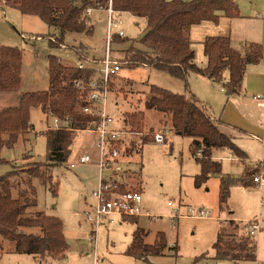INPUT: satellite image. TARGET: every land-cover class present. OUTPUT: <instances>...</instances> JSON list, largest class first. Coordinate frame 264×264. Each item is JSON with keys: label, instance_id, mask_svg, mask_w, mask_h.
<instances>
[{"label": "rangeland", "instance_id": "374dc122", "mask_svg": "<svg viewBox=\"0 0 264 264\" xmlns=\"http://www.w3.org/2000/svg\"><path fill=\"white\" fill-rule=\"evenodd\" d=\"M235 3L241 16L249 21L241 23L235 20L230 23L222 16L218 24L209 23L207 27L195 31L192 41L199 66L205 65L206 61L202 41L207 30L215 34L231 33L233 44L240 45L244 30L253 27V24H259L254 20L264 22V0H235ZM105 10L92 9L89 22L94 28L92 36L68 34L63 47L51 48L50 37L56 39L58 36L53 28L40 18L23 15L18 9L7 6L4 0H0V46L18 48L23 53L22 91L48 90L49 56H56L65 66L76 67L79 61L77 54L84 55L86 58L84 65L97 69L95 77L99 76L107 48L108 14ZM114 21L118 25L114 26L113 34L123 31L131 41H138L143 36L145 19L122 13L116 14ZM131 46L133 42L111 46V59L120 63L122 70L116 75L117 79L113 80L112 92L107 99V112L114 120L112 126L114 129L124 130L126 126L127 131L135 132L129 134L127 138L141 144L142 138L151 137V141L137 146L139 149L133 156H129L128 149L121 153V162H129L130 165H125L128 171L118 173L128 188L141 192L142 206L148 216L123 221L116 219L113 224L105 222L96 234L92 233L93 227L86 221L84 212L94 203L91 193L98 186L99 170L94 164H79L74 169H70L69 165L77 163L80 156L85 153L95 160L98 157L95 145L97 137L92 132H76L73 135L75 139L70 160L63 166L52 169L57 196H54L40 179L34 180L37 210L59 218L64 224V234L69 245L65 257L56 260L16 253L13 243L5 241L0 235V244H3L4 248L0 252V264H234L209 260V256L215 254L213 244L218 236L237 235L238 240L247 237L254 240V236L248 234L245 229L232 226L229 221L241 215L257 220L261 218L260 211H263L261 218L263 219L264 205L261 207V202L264 203V187L262 190L260 187L250 188L248 198H244L242 189L235 188L229 202L220 207L219 183L216 187L215 181H212L207 191L205 188H196L191 177L192 173L200 170L193 154V139L171 133L169 127L164 124L166 119L154 111H145L144 102L145 93H148L150 86L181 95H188L191 92L204 103L214 120L236 121L243 125L245 134L243 136L240 133L237 137L244 140L234 139L242 148L240 144L261 146L258 136L260 130L264 128L261 124V113L264 111L258 105L263 101H255L252 97L264 93L249 90L244 93L245 96L243 94L228 103L226 92L221 93L218 87L210 85L205 79L194 74L188 78L187 90L184 81L167 73L144 67L136 70L127 69L122 61L125 58L124 51ZM17 96L16 93H0V111L18 105ZM139 111L145 112L143 128L132 129L130 124L125 123L126 113ZM31 124L34 128L21 136L12 149L4 148L0 153V159L9 163L0 164V176L8 174L15 167L28 168L34 163L47 161L45 133L49 131L48 127L53 125V120L41 109L35 108L31 111ZM157 130L168 131V144L159 145L154 142L153 137ZM136 131H141L139 133L142 135L136 134ZM232 166L236 164L225 161L226 169L231 170L234 177L235 167ZM170 202L174 204L173 207L168 205ZM179 206L180 214H184L186 208L191 206L196 209L203 208L208 212L209 218L183 217L177 220L174 216ZM241 212L245 214H240ZM254 212L257 213L256 218L253 216ZM138 228L146 233L145 242L150 245L155 243L159 233L166 236L168 248L164 256H152L146 262L126 254ZM255 236L256 239L261 237L260 233ZM174 247H178L177 253L172 249ZM203 255L206 257H202Z\"/></svg>", "mask_w": 264, "mask_h": 264}, {"label": "trees", "instance_id": "16d2710c", "mask_svg": "<svg viewBox=\"0 0 264 264\" xmlns=\"http://www.w3.org/2000/svg\"><path fill=\"white\" fill-rule=\"evenodd\" d=\"M4 3L18 9L23 15L40 18L57 31V38L49 39L51 48L63 47L68 34L93 35L94 28L89 24L90 9L111 8L116 14L129 13L145 19L146 26L140 40L131 41L115 33L111 36V46L133 42V46L124 51L125 58L122 62L126 64L125 68L136 70L144 67L167 73L184 81L187 90L191 74L223 83V75L228 71L229 81L224 85L225 92L228 97L234 96L238 93L247 67L258 65L263 58V49L259 44H251L243 56L232 47L229 37L217 36L208 37L203 43L204 54L208 59L207 67L202 69L195 62L190 28L203 22L218 24L222 16L241 18L235 0H4ZM77 55L80 61L86 60L84 55ZM48 60V90L23 92V53L18 48L0 46V93L20 94L18 106L0 111V153L4 148L12 149L21 136L33 129L31 111L35 108L41 109L48 116L52 114L61 119L69 118L75 130H49L45 133V163H34L28 168L15 167L8 174L0 176V235L5 241L13 243L16 253L61 260L69 249L64 224L59 218L37 210L34 180L40 179L57 196L52 169L63 166L70 160L73 135L77 131L97 127L99 119L83 113V108L89 105L88 90L76 88L77 82L87 86L96 70L65 66L56 56H49ZM117 77L114 75L110 79V92L113 80ZM145 96V111L161 114L178 136L193 139L194 158L201 167V173L195 177L196 188L207 183L212 175L222 172L221 162L212 158L214 149H229L240 159L247 157L234 140L219 129V121L214 120L208 109L191 92L181 95L150 86ZM144 118V111L126 113L125 122L132 129L142 130ZM139 132L136 134L142 135ZM148 141H151L150 136L142 138L141 144L133 141L131 148H128L129 155L138 151L137 146ZM200 149L202 157L197 156ZM0 164L9 163L0 159ZM253 178L254 175L249 170L239 180L223 178L220 185V205L227 204L232 186H255ZM120 190L125 192L130 189L122 184ZM145 238L146 233L138 228L126 254L146 262L152 256L165 255L168 242L164 234L159 233L152 245L147 244ZM236 238L237 235H219L213 244L214 259L234 263L256 261V241L249 237L239 240ZM177 248L172 249L177 253ZM3 250V244H0V252Z\"/></svg>", "mask_w": 264, "mask_h": 264}, {"label": "built area", "instance_id": "2783aa9c", "mask_svg": "<svg viewBox=\"0 0 264 264\" xmlns=\"http://www.w3.org/2000/svg\"><path fill=\"white\" fill-rule=\"evenodd\" d=\"M107 10L109 11L107 48L105 59L99 70V76H94L87 86L80 82L76 83V88L78 90H88L89 105L83 108V113L99 119L95 129L77 132H92L96 135L97 139L95 145L98 150V157L93 160L88 153H85L80 156L77 163L69 165L70 169H74L79 164H94L99 170L98 186L91 193L94 203L89 205V208L84 212L86 221L93 227V234H96L97 230L101 228L105 222L113 224L116 222V219L123 221L130 218L148 216V213L144 212L142 206L143 196L140 191L130 189L122 192L120 190V186L123 183L118 173H124L125 171H122L119 162H121V153L126 152L123 142L128 132L114 129L112 127L114 120L107 112L110 79L112 76L118 75L122 70L120 63L111 59L110 40L113 35L112 30L114 26H117V23L114 21L113 10L111 8ZM91 12L92 9L89 10V16ZM117 34L121 37H126L123 31H119ZM84 61H79L76 66L79 69L89 68L84 65ZM96 71L98 70L96 69ZM255 99L260 100L262 97L257 96ZM50 117L53 120V125L49 126L48 130L59 131L67 129L73 132L75 131L72 128L69 118L61 119L52 114ZM153 140L156 144L163 145L166 143V135L163 131H158L154 134ZM262 142L264 144V129ZM197 156L202 157V149L198 150ZM253 182L257 187H264V175L254 176ZM168 205L170 207L174 206L171 202ZM177 208L178 212L174 216L177 219L183 217L193 219L208 218V212L203 208L196 209L188 206L184 214H180V206ZM248 231L251 236H255L260 231L258 222H250L248 224Z\"/></svg>", "mask_w": 264, "mask_h": 264}, {"label": "crops", "instance_id": "0c3cea01", "mask_svg": "<svg viewBox=\"0 0 264 264\" xmlns=\"http://www.w3.org/2000/svg\"><path fill=\"white\" fill-rule=\"evenodd\" d=\"M105 11L107 12L108 17H109V11L108 10H105ZM92 13H93V11L91 12V14ZM113 15H114V18H115L116 13L114 12ZM223 18L226 19L227 21H229L230 23L233 22V21H235V20L236 21L237 20L238 21H241V23H247L249 21V20H245L246 18H244V17L237 18V19H231V18H228V17L223 16ZM115 20L117 22V19H115ZM254 21H256L259 24H256V25L253 24V27H250L249 29H247V30L245 29L244 30V32L242 34V37L240 38V45L239 44L238 45L237 44L236 45L233 44L231 33H228V34H215V33L210 32L209 30H207L208 32L205 33L206 36H205L204 40L202 41V45H203L204 41L208 37H217V36L229 37L230 38V41H231L232 47L234 49L238 50L243 56L246 55V53H247V51H248V49H249V47H250L251 44H259V45L262 46V49H263V58H262L261 62L258 65H249L247 67V70H246V74L244 76V79H243V81L241 82V84L238 87V93L236 95H234V96H231V97H228L226 95L227 102L228 103H230V101H233L235 99L240 98L241 95H243L245 92L246 93L249 92V90H251V92L261 91V92L264 93V22L263 21L262 22H259L257 20H254ZM209 23H212V22H203L200 25L192 26L190 28V39H191V41H192V37H193V34L195 33V31L197 32V30L199 28H201V27H207L208 25H210ZM117 25H118V23H117ZM55 34L58 35V32L55 31ZM125 36H126V33H125ZM50 38L52 40H54V37H50ZM192 49L194 50V42L193 41H192ZM203 49H204V45H203ZM194 52H195V50H194ZM195 55H196V52H195ZM204 56H205V54H204ZM205 60H206L205 61V65H203L202 67L197 64L196 59H195V62H196V64H197L198 67L204 69L208 65V59L206 58V56H205ZM79 61H80V59H79ZM79 61H77V63ZM194 75L199 76V77H202V76L197 75V74H194ZM223 77H224L223 83H218V82H216L214 80H210V79H208L206 77H202V78L205 79L210 85L218 87L220 89L221 93L222 92L225 93V87H224V85L229 81V72L226 71L224 73ZM16 94H18L17 99H18V105H19L20 94L19 93H16ZM245 95L246 94H244L243 96H245ZM257 96H261L262 99L256 100L255 97H257ZM257 96L254 95L252 98L255 101H263V103H260L258 106L261 109H263V111H264V94L263 95H260L259 94ZM18 105H15V106H12V107H16ZM0 110H1V108H0ZM209 114L211 115L210 111H209ZM261 118L263 120V121L261 120V124L264 125V112L261 113ZM164 124H165V126H168L169 127L168 130L171 133L176 134V132L172 130V128L170 127V125L167 122H165ZM33 128H34V126H33ZM219 129L224 134L230 136L233 140L234 139H236V140L237 139L244 140L243 138H240V137L238 138L237 137V135H239L240 133L243 136L245 134L244 133L245 132V129H244V127H243V125L241 123H237L236 121H230V120L229 121L228 120L227 121H223V122L219 121ZM263 129L264 128H262V131L260 130V136H258V139H259L258 141H259V143H260L261 146H249L248 144H245V145L240 144L241 147L244 148V150L242 148L241 149L246 153V156L247 157L245 159L238 158L229 149H214L213 152H212V158L215 161H218V162L220 161L221 162V164H222V172L220 174L212 175L210 177V179L207 181V183H205L202 187H200L198 189L205 188L208 191L209 190V185H210V183L212 181H215L216 187H217V185L219 183L218 186H219V202H220V185H221V180L223 178H231V179H234V180H239L242 177H244V175L246 174L247 170H249L250 172H252L254 176L264 175V144L262 142ZM127 130L128 129L125 126L124 127V131L128 132V135L129 134H134L131 131H127ZM236 130H237V132H236ZM158 131H163L165 133V135H166V143L165 144H168L167 143V141H168V131H166V130H157L156 132H158ZM77 133H79V132H77ZM128 135H126L125 140L123 142V146H125L126 151L131 146V143L133 141H135V140H132L131 138H127ZM74 139H75V136L73 138V144H72V147H71L72 148V154H73V147H74ZM95 144H96V142H95ZM165 144H163V145H165ZM89 146H91V145H89ZM133 154L132 155H129V156H133ZM222 154H224V155H222ZM225 161H229V162H232V163L236 164V166H232L233 168L235 167L234 168V170H235L234 177H232L233 176V173H231L232 171L231 170L229 171V170L226 169V167H225ZM237 163H239V165ZM126 164L127 165H130L129 162H126V161H125V163L119 162V166H120V168H122V171L123 172L124 171L125 172L128 171L127 168H126V166H125ZM199 168H200L199 171L197 170L195 173H192V175H191V177H192V179H193L194 182H195V177L201 173V167L199 166ZM122 183L125 184L124 181H122ZM127 188H128V186H127ZM235 188L236 189L237 188L242 189L241 191H242L243 195L245 196L244 198H248V196H250V191H251L250 188H254V189L257 188L258 189L259 187H257V186H254V187L253 186L252 187H244V186L239 185V184L234 185L230 189V197L228 199V202H229L230 198H232L233 190ZM259 189L262 190L263 188H259ZM261 205H262L261 207H263L264 203L261 202ZM219 206L220 207H224L225 205L222 206L219 203ZM230 214H233V213H230ZM240 214H245V213L241 212ZM256 214L257 213L254 212L253 216L255 217ZM259 214L261 215V218H262L263 211H260ZM208 218H209V215H208ZM261 218L260 219H257V220L256 219L255 220H251L250 217H247L245 215H241V216H239L237 218L230 219L229 222H231V225L232 226H239V228H242L243 230L245 229L248 232V234H250L249 231H248V224L250 222L257 221L258 224H259V226H260V231L258 232V234L260 233V235H261V237L258 238V239H256V236H254V240L256 241V244H257L256 261L241 262V263H234V262H232V263H234V264H249V263H253V264H264V235H263V230H264V217H263V219H261ZM209 260H215L214 259V256H212V257L209 256ZM215 261H217V260H215ZM227 262H230V261H227Z\"/></svg>", "mask_w": 264, "mask_h": 264}]
</instances>
